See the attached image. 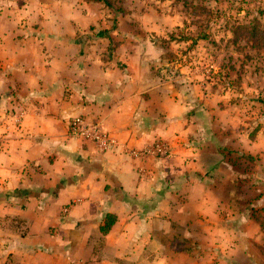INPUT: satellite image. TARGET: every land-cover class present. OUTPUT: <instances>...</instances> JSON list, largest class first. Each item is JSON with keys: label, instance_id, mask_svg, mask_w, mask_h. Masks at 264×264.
Wrapping results in <instances>:
<instances>
[{"label": "crops", "instance_id": "obj_1", "mask_svg": "<svg viewBox=\"0 0 264 264\" xmlns=\"http://www.w3.org/2000/svg\"><path fill=\"white\" fill-rule=\"evenodd\" d=\"M97 4L81 1L79 13ZM101 21L0 20V264H264L247 247L262 243L252 214L230 237L238 176L258 184L264 206V129L251 139L232 128L210 97L157 76L152 43L94 36ZM78 115L120 146L102 153L70 138ZM157 141L168 156L123 151ZM229 151L255 158L258 172ZM108 215L116 221L103 234ZM178 229L205 255L176 251Z\"/></svg>", "mask_w": 264, "mask_h": 264}, {"label": "rangeland", "instance_id": "obj_2", "mask_svg": "<svg viewBox=\"0 0 264 264\" xmlns=\"http://www.w3.org/2000/svg\"><path fill=\"white\" fill-rule=\"evenodd\" d=\"M66 1L0 0V20H105L95 26L94 36L118 33L126 39L136 37L141 45L152 43L153 67L160 79L210 97L209 104L217 105L224 118H233L230 126L238 131L264 129V0H109L110 7L100 3L84 8L88 17L79 13L84 0H77L73 8ZM117 43L113 40L107 48L114 51ZM4 141L0 133V145ZM229 154L236 165L243 164L246 155ZM249 161L252 165L240 173L258 172L257 160ZM238 180L233 207L239 216L230 237L241 238L243 216L252 214L260 223L262 243L248 238L247 247L264 257V206L259 204L263 192L254 180L249 184L247 176ZM7 225L13 228L15 223ZM184 236V231H175L176 251L205 255L207 250L199 247L195 236ZM217 249L220 257L226 251Z\"/></svg>", "mask_w": 264, "mask_h": 264}, {"label": "built area", "instance_id": "obj_3", "mask_svg": "<svg viewBox=\"0 0 264 264\" xmlns=\"http://www.w3.org/2000/svg\"><path fill=\"white\" fill-rule=\"evenodd\" d=\"M23 116V112L18 111L17 121ZM68 136L72 139L79 140L86 146L94 147L98 152H109L116 150L120 143L116 137L109 132L102 124L95 120H87L84 116L78 115L72 117L68 122ZM125 154L131 158L166 157L169 155L168 144L163 141H157L153 145L145 146L142 149H130L123 147ZM67 209L64 210V213Z\"/></svg>", "mask_w": 264, "mask_h": 264}, {"label": "trees", "instance_id": "obj_4", "mask_svg": "<svg viewBox=\"0 0 264 264\" xmlns=\"http://www.w3.org/2000/svg\"><path fill=\"white\" fill-rule=\"evenodd\" d=\"M84 1H85L86 3H94V4H97V3H98V4L103 3V4H104L105 6H107V7H110V6H111L109 0H84ZM261 129H262L261 126H257L256 128H254V129L250 132L249 137H250L251 139H254V138L256 137L257 133H258L259 131H261ZM249 159H252V158L249 157ZM115 221H116V219H115L114 216H112V215H108L107 218H106L105 225H104L103 227H101V232H102L103 234L108 233V231H109V230L111 229V227L114 225ZM177 251H186V252H188V250H186V249H179V250H177ZM7 264H16V263L14 262V258H13L12 256H9L8 261H7Z\"/></svg>", "mask_w": 264, "mask_h": 264}]
</instances>
